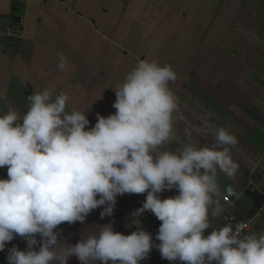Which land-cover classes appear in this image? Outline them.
<instances>
[{"label": "clouds", "instance_id": "obj_1", "mask_svg": "<svg viewBox=\"0 0 264 264\" xmlns=\"http://www.w3.org/2000/svg\"><path fill=\"white\" fill-rule=\"evenodd\" d=\"M60 71L69 70L61 52ZM177 73L170 64L140 59L114 90L113 114L70 108L71 96L51 87L27 97L28 110L0 114V252L17 237L23 250L8 249L7 264H141L153 250L176 264H264V233L241 235L246 224L210 233V216L223 208L220 173L233 178L239 164L231 154L237 137L226 127L186 129L189 142L175 150L176 124L185 119L170 87ZM192 131L212 134V144L191 142ZM177 194L163 198L166 190ZM228 191H231L229 188ZM146 194L131 214L136 230L117 232L112 224L75 244L61 239L64 223H83L96 209L114 214L117 198ZM145 212L161 223L155 238L141 225ZM159 241V243H156Z\"/></svg>", "mask_w": 264, "mask_h": 264}, {"label": "crops", "instance_id": "obj_2", "mask_svg": "<svg viewBox=\"0 0 264 264\" xmlns=\"http://www.w3.org/2000/svg\"><path fill=\"white\" fill-rule=\"evenodd\" d=\"M14 25L20 38L13 46L8 32ZM165 36L169 42L163 44ZM165 50L192 52L181 76L170 83L185 119L176 124L177 139L167 147H182L189 142L185 130L202 126L226 127L238 140L231 154L239 169L233 178L218 176L223 211L210 216V233L233 216L247 219L257 203L248 190L264 194V0H0V114L15 109L22 116L27 97L51 87L71 96L70 108L88 111L89 127L94 126L93 115L116 111L113 89L123 82L128 65L129 72L140 59L173 67L172 59L156 55ZM61 52L69 58L63 72L57 66ZM191 142L210 145L214 137L192 131ZM0 178H7L6 167L0 168ZM176 194L173 189L162 196ZM226 196L235 205L225 204ZM145 199L146 194L119 196L112 216L101 219L100 208L83 223H64L61 239L75 244L83 232L107 224L129 235L136 230L131 214ZM141 219L155 238L161 222L151 212ZM253 227L254 233H264V210ZM13 245L23 250L26 241L9 242L0 264H7ZM160 258L153 248L141 264H162ZM69 264L80 261L72 257Z\"/></svg>", "mask_w": 264, "mask_h": 264}, {"label": "built area", "instance_id": "obj_3", "mask_svg": "<svg viewBox=\"0 0 264 264\" xmlns=\"http://www.w3.org/2000/svg\"><path fill=\"white\" fill-rule=\"evenodd\" d=\"M16 26L14 25L8 32V36L14 40H18L20 38V30L19 29H16L15 28ZM225 204L227 205H230V206H233L235 205V202L230 198V197H224V200ZM263 210L264 208L260 209L253 217V219H238L236 217H232L229 222L225 225H228V224H232L233 228L235 229L236 225L237 224H240V223H244L247 225V227L243 230V232L241 233V235H247V234H252L254 233V227H253V222L255 220H259V219H262L263 218ZM225 225H222L221 227L225 226ZM219 227V228H221ZM218 228V229H219ZM159 262L162 263V264H171V262H169L168 260H165L163 258H160L159 259Z\"/></svg>", "mask_w": 264, "mask_h": 264}, {"label": "rangeland", "instance_id": "obj_4", "mask_svg": "<svg viewBox=\"0 0 264 264\" xmlns=\"http://www.w3.org/2000/svg\"><path fill=\"white\" fill-rule=\"evenodd\" d=\"M181 12L182 11L179 10L178 14H181ZM180 20H182V17L180 18ZM156 37H158V39H159L160 36H156ZM156 37H154V38H156ZM165 37H164V40L162 41L163 44H165L166 42H169V36L166 37V39H165ZM170 39H171V37H170ZM159 51L156 52V55L163 56L162 58H165V56H166V57L172 59L173 60V67H174V70L177 73V77L181 76V72H182V69H183V64H184L185 60L187 59L189 53L192 54V52H186L185 53L186 55H183V53H184L183 51H177V50L176 51H174V50L166 51L165 50V51H163L161 53H159ZM142 54H144V53H142ZM128 64H130V63H128ZM130 66L131 65L127 66V74H128V72L130 70ZM180 78H179V80H180ZM109 94H111V91H109ZM103 103L105 105V101H103ZM98 104H99V102H98ZM93 117H94V124H95L96 121H97V116L93 115Z\"/></svg>", "mask_w": 264, "mask_h": 264}, {"label": "water", "instance_id": "obj_5", "mask_svg": "<svg viewBox=\"0 0 264 264\" xmlns=\"http://www.w3.org/2000/svg\"><path fill=\"white\" fill-rule=\"evenodd\" d=\"M247 195L256 199V206L249 212L247 219H253L254 215L264 206V194L259 193L258 191L252 192L251 190L247 191ZM176 264H180L179 261Z\"/></svg>", "mask_w": 264, "mask_h": 264}, {"label": "trees", "instance_id": "obj_6", "mask_svg": "<svg viewBox=\"0 0 264 264\" xmlns=\"http://www.w3.org/2000/svg\"><path fill=\"white\" fill-rule=\"evenodd\" d=\"M13 22L15 23V24H19L20 23V20L18 19V18H14L13 19ZM16 44V40H14L13 42H12V45L14 46Z\"/></svg>", "mask_w": 264, "mask_h": 264}]
</instances>
